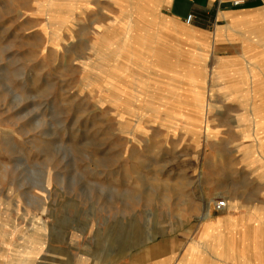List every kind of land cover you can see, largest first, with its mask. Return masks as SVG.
I'll return each mask as SVG.
<instances>
[{
    "label": "rangeland",
    "instance_id": "374dc122",
    "mask_svg": "<svg viewBox=\"0 0 264 264\" xmlns=\"http://www.w3.org/2000/svg\"><path fill=\"white\" fill-rule=\"evenodd\" d=\"M159 1L0 0V264H264V0Z\"/></svg>",
    "mask_w": 264,
    "mask_h": 264
},
{
    "label": "crops",
    "instance_id": "0c3cea01",
    "mask_svg": "<svg viewBox=\"0 0 264 264\" xmlns=\"http://www.w3.org/2000/svg\"><path fill=\"white\" fill-rule=\"evenodd\" d=\"M157 1L158 4L162 3L159 0ZM232 1L233 0H169L168 5H166L167 8L169 7L166 17L173 19L177 23L186 24L193 33L192 36H203L205 34L207 35L210 30H212L211 32H215L213 30L215 26H218L217 28L224 26L227 21L226 19H229L232 14H242V10L245 8H235V5L231 4ZM247 1L251 0H243L242 4ZM158 6L165 5L162 4ZM189 14L192 15V19L190 23H186L184 18ZM221 22L224 24H218ZM218 32H220V34L223 33V31ZM222 210L219 212H222Z\"/></svg>",
    "mask_w": 264,
    "mask_h": 264
},
{
    "label": "bare ground",
    "instance_id": "6f19581e",
    "mask_svg": "<svg viewBox=\"0 0 264 264\" xmlns=\"http://www.w3.org/2000/svg\"><path fill=\"white\" fill-rule=\"evenodd\" d=\"M236 1H239V0H236ZM140 7L138 8L139 9V12H140V14L141 15H143V14H145V12H148V13H151V14H155L153 11H151L150 12V10H148V8L146 9V6L144 5V3H141L140 5H139ZM135 20V19H134ZM134 20H131L130 22H131V24L130 25H132V26H130L129 25V27H130V29H131V27H135V28H137V29H139V30H141V31H143L142 30V28H144V24H143V21L142 20H140L139 18H136V21H134ZM135 23H134V22ZM156 21V24L159 26L158 28H159V30H162L163 28H170V30L171 31H173L172 30V26H171V24L169 25V24H167V23H165L164 21H162L161 20V18H157V20H155ZM129 30V28L126 30L128 33L130 32V31H128ZM128 38H130V40L131 39H133V37L131 36V35H129V37ZM136 39H139L140 40V45H138L139 46V49L141 48V49H143L142 47L144 46V45H146V44H144V42H142V36H140V35H136ZM128 42V41H127ZM131 42V41H130ZM130 42H128V44L127 45H129V43ZM160 44V43H159ZM162 44H165V45H167V46H169L170 48H173L174 46L173 45H170L168 42H163V41H161V45ZM130 45H132V43H130ZM135 45V44H134ZM147 46V45H146ZM133 50L134 51H136V47L134 46L133 47ZM140 51V50H139ZM140 56V55H139ZM157 59H159V57H156Z\"/></svg>",
    "mask_w": 264,
    "mask_h": 264
},
{
    "label": "built area",
    "instance_id": "2783aa9c",
    "mask_svg": "<svg viewBox=\"0 0 264 264\" xmlns=\"http://www.w3.org/2000/svg\"><path fill=\"white\" fill-rule=\"evenodd\" d=\"M243 0L241 1H236V0H233L232 3L233 5H239V4H242ZM192 18V15L189 14L186 18V22L189 23L190 20ZM226 206V201L225 200H217L214 202V210L215 211H221L222 209H224V207Z\"/></svg>",
    "mask_w": 264,
    "mask_h": 264
}]
</instances>
